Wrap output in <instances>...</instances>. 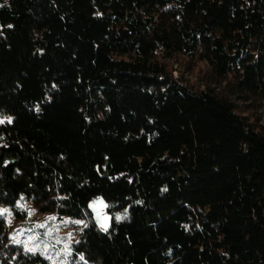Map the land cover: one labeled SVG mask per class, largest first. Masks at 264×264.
<instances>
[{"label": "trees", "instance_id": "trees-1", "mask_svg": "<svg viewBox=\"0 0 264 264\" xmlns=\"http://www.w3.org/2000/svg\"><path fill=\"white\" fill-rule=\"evenodd\" d=\"M262 114L264 0H0V206L70 264H264ZM0 264L51 263L0 218Z\"/></svg>", "mask_w": 264, "mask_h": 264}, {"label": "rangeland", "instance_id": "rangeland-1", "mask_svg": "<svg viewBox=\"0 0 264 264\" xmlns=\"http://www.w3.org/2000/svg\"><path fill=\"white\" fill-rule=\"evenodd\" d=\"M201 71L205 72L206 70L205 68L203 70L197 68L195 76H199ZM177 75H179L178 72L175 73V76ZM187 78L191 82L196 81V77L190 78L187 76ZM261 116L264 118V114ZM1 120L4 121L5 119ZM22 207L27 211V221L16 219L13 210L0 206V212L3 213L0 218L6 221L10 237L15 242L18 241L25 249H34L31 253L41 254L51 264H70L67 254L72 252L71 246L76 242L77 230H82L83 227L87 226V219L74 220L67 217L60 218L56 215H42L31 203H24ZM90 208L100 229L106 231L102 227V225H106L108 230L112 217L107 212V203L102 198H98L90 204ZM127 216V209L115 213L116 220L117 217H121L117 221H121Z\"/></svg>", "mask_w": 264, "mask_h": 264}, {"label": "snow or ice", "instance_id": "snow-or-ice-1", "mask_svg": "<svg viewBox=\"0 0 264 264\" xmlns=\"http://www.w3.org/2000/svg\"><path fill=\"white\" fill-rule=\"evenodd\" d=\"M4 121L3 120H0V123H3ZM9 122H11L10 120H9ZM101 203H102V201H101ZM6 211V210H5ZM3 213L2 212H0V215H2ZM119 219H121V217H117V220H119ZM78 223V222H77ZM102 227H104V229L105 230H107V226L106 225H102ZM17 243H19L18 241H17ZM27 251H34V249H31V248H28V249H26Z\"/></svg>", "mask_w": 264, "mask_h": 264}]
</instances>
